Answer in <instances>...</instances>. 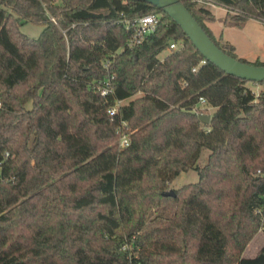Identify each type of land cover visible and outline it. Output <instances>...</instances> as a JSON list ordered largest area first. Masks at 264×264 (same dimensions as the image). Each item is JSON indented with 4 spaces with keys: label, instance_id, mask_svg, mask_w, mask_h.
Listing matches in <instances>:
<instances>
[{
    "label": "trees",
    "instance_id": "obj_1",
    "mask_svg": "<svg viewBox=\"0 0 264 264\" xmlns=\"http://www.w3.org/2000/svg\"><path fill=\"white\" fill-rule=\"evenodd\" d=\"M178 1L225 54L264 64L215 40L205 6ZM213 1L223 26L264 24V0ZM147 13L160 14L155 31L128 48L123 21ZM248 82L145 1L0 0V264H264V243L242 255L264 236V81L257 94ZM199 98L213 108L207 124ZM188 169L197 181L163 196Z\"/></svg>",
    "mask_w": 264,
    "mask_h": 264
},
{
    "label": "rangeland",
    "instance_id": "obj_2",
    "mask_svg": "<svg viewBox=\"0 0 264 264\" xmlns=\"http://www.w3.org/2000/svg\"><path fill=\"white\" fill-rule=\"evenodd\" d=\"M211 11L215 15V20H213L209 25L213 32L215 40L219 43L222 42L220 38L223 40H227L229 43L233 44L236 47L237 56L240 58H245L246 60H251L250 57L247 56L248 52H256L259 54V59L264 60V24L260 20L256 19H248L244 23L241 29L231 28L227 26H223L217 18L222 16L224 10L220 7H212ZM40 25L32 24L30 22H24L20 26V31L29 36V37H36L40 30ZM168 50L161 51L157 58L161 59ZM255 94H257L261 89L262 86L257 83H247L246 84ZM140 93L137 92L128 99L123 101V104L127 103L129 100L139 96ZM198 108L205 109V113L210 115L213 111V108L207 105H200L199 103L196 105ZM208 154V150L205 148H201L198 158L195 161L197 166H201L206 162V157ZM198 176L193 169H188L185 172H180L173 180H171L167 184V188L165 190H176L183 185L188 183H192L197 181ZM264 243V236L261 232H258L246 245L243 251L244 257H251L253 256L256 251L261 247Z\"/></svg>",
    "mask_w": 264,
    "mask_h": 264
},
{
    "label": "water",
    "instance_id": "obj_3",
    "mask_svg": "<svg viewBox=\"0 0 264 264\" xmlns=\"http://www.w3.org/2000/svg\"><path fill=\"white\" fill-rule=\"evenodd\" d=\"M145 1L165 13L185 34L203 59L209 61L224 73L252 83L264 81V64L253 65L232 58L221 51L205 34L188 10L178 0H137ZM197 118L203 124L209 121V115L198 113ZM163 196H174L173 190H164Z\"/></svg>",
    "mask_w": 264,
    "mask_h": 264
},
{
    "label": "built area",
    "instance_id": "obj_4",
    "mask_svg": "<svg viewBox=\"0 0 264 264\" xmlns=\"http://www.w3.org/2000/svg\"><path fill=\"white\" fill-rule=\"evenodd\" d=\"M196 5H203V6H212L215 5V2L213 0H192ZM222 7V6H221ZM160 19V14L159 13H147L144 15H140L137 17H132L125 19L123 21V26L124 29L130 32V38L128 42L126 43V46L128 48H132L139 44L144 36L152 33L155 31L157 24ZM51 20L54 22V20L51 18ZM182 46L181 41H172L168 44V49L174 50L178 49L179 47ZM203 60L200 61L202 63ZM102 67L106 70L108 68V63L102 62ZM194 68H192V71ZM114 76L113 75H108L106 78L98 80L95 84V90L98 92V94L102 97L112 93L113 91V86H112V81H113ZM124 100H115L113 104L106 109V113L108 115H113L116 112V109L123 104ZM198 103L200 105H204V99L199 98ZM198 108V107H197ZM203 109V108H200ZM124 124V123H123ZM126 131V130H125ZM129 133L128 132H122L119 136L118 143L120 146H127L128 141H129ZM256 173L263 175L264 173H260L259 170L256 171Z\"/></svg>",
    "mask_w": 264,
    "mask_h": 264
},
{
    "label": "crops",
    "instance_id": "obj_5",
    "mask_svg": "<svg viewBox=\"0 0 264 264\" xmlns=\"http://www.w3.org/2000/svg\"><path fill=\"white\" fill-rule=\"evenodd\" d=\"M215 6H217V7H220V8H222L223 10H224V13H225V9L223 8V7H221L220 5H217V4H215V5H212V6H206V8L211 12V14L213 15V17H214V20H215V15L213 14V12L211 11V8L212 7H215ZM224 13H223V15H224ZM223 15L222 16H219L218 18H217V20L220 22V18H222L223 17ZM212 22V21H211ZM211 22H206L205 23V25L210 29V31H211V33H212V35H213V32H212V30H211V28H210V23ZM221 23V22H220ZM222 24V23H221ZM232 28V27H231ZM241 29V28H240ZM213 37H214V35H213ZM221 40H222V42H228L227 40H223L222 38H220ZM229 43V42H228ZM231 44V43H230ZM233 45V44H232ZM233 47H234V52H235V54H236V56H237V53H236V47L233 45ZM247 56L248 57H250L251 58V60H246L245 58H243V59H245L246 61H249V62H252V61H254V60H259V61H264V60H260L259 59V54L257 53L256 54V52L254 51V52H248L247 53ZM238 57V56H237ZM240 58V57H239Z\"/></svg>",
    "mask_w": 264,
    "mask_h": 264
}]
</instances>
